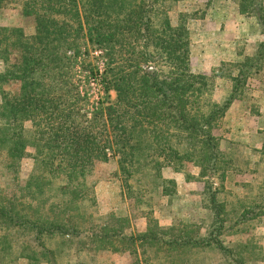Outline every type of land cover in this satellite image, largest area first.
I'll return each instance as SVG.
<instances>
[{
  "label": "trees",
  "instance_id": "obj_1",
  "mask_svg": "<svg viewBox=\"0 0 264 264\" xmlns=\"http://www.w3.org/2000/svg\"><path fill=\"white\" fill-rule=\"evenodd\" d=\"M167 2L25 0L21 14L33 17V33L0 25V158L14 174V160L30 148L36 152L23 186L17 183L11 196L0 186V229L22 234L35 248L32 255H23L28 264H59L65 253L105 249L139 253L143 264H152L150 249L163 257L157 264H192L190 255L207 250L217 252L222 264H245L244 250L252 261L250 238L242 244L224 240L226 230L239 221L226 227L225 205L217 193L238 161L219 149L220 137L213 131L247 78L260 69L264 42L255 59L227 66L228 73L236 72L230 76L231 93L204 111L200 98L210 81L191 71L188 29L170 24ZM237 5L240 13L256 19L264 36V0H237ZM85 45L105 52V90L116 95L114 101L108 96L101 100L91 117L71 78L73 59ZM149 62L156 67L144 68ZM14 84V93L5 92L4 86ZM259 152L264 163V144ZM111 158H116L123 197L148 208L145 230L136 234L125 233L126 216L94 217L86 211L88 202V207L95 204L86 169ZM184 161L199 168L202 202L211 220L161 226L152 215L159 203L151 205L141 182H149L159 198L172 197L176 182L161 170H179ZM210 175L219 181L214 189ZM246 210L244 206L241 216L250 212ZM47 239H56L54 246Z\"/></svg>",
  "mask_w": 264,
  "mask_h": 264
},
{
  "label": "rangeland",
  "instance_id": "obj_2",
  "mask_svg": "<svg viewBox=\"0 0 264 264\" xmlns=\"http://www.w3.org/2000/svg\"><path fill=\"white\" fill-rule=\"evenodd\" d=\"M25 0H0V25H12L22 27L26 34H32L34 29L33 17L24 16L21 14L22 6ZM192 0H168L166 3L167 15L172 26H177L181 23L188 29V37L191 42L192 36V19L197 16L199 11H191V6H196L197 3H191ZM245 15V14H244ZM247 17V29L251 32L260 31L257 21L254 17L245 15ZM171 19L173 22H171ZM257 31V32H258ZM190 47V46H189ZM74 52V51H73ZM72 51L68 52V55L73 54ZM159 60V59H158ZM190 60V56H189ZM160 61V60H159ZM163 61V60H162ZM157 64H161V62ZM0 61V69L3 68ZM71 78L74 85L78 88L80 97L82 98L81 105H84L87 112V116L91 117L93 113L98 111L101 106L100 101L108 96V100H115V92L111 89L108 93L105 90V73L108 66V57L103 49L97 48L91 45L81 46L78 55H76L72 62ZM144 68L147 70L156 67L153 62L144 63ZM150 66V67H148ZM155 66V67H154ZM223 66V65H220ZM218 66V68H220ZM162 70L167 68L162 65ZM191 71L195 74L198 69L190 67ZM204 75V74H202ZM217 75V74H216ZM225 75V73H224ZM223 75V76H224ZM210 81L209 88L205 90L200 98L202 104V110L208 109V103L217 102V98H220L221 91L224 88H229L231 83L220 81L215 77V74L204 75ZM18 84L12 86H4L5 92L12 94L16 91ZM245 90V89H243ZM224 93V92H223ZM222 118L219 122L218 131L214 130V134L220 137L219 149L227 154V158H232L235 161L241 163L246 158L256 159V150L250 151L242 144L231 145L230 139L224 137V130H227V126L230 124L228 117ZM28 126V125H27ZM242 141V140H239ZM36 152L33 149H28L27 155L23 158L14 160L15 173L7 171L4 167L2 159L0 158V186L4 188V193L7 196H11L18 183L19 186H23L27 177L33 169V156ZM261 156L259 153L257 154ZM247 162V159H246ZM247 167L249 163L247 162ZM179 170L174 169L172 166L162 167L161 174L165 177L172 178L176 182V194L172 197L159 198L157 190H151V185L146 180L141 182V185L149 190L151 195V205L159 203V205L152 207L154 218H157L161 226H168L171 222H197V221H210L211 214L206 203L202 202L205 198V192H203L204 180L198 177L199 168L189 161L182 162ZM220 172V171H219ZM212 174V173H211ZM14 175L17 176L16 181ZM212 176V177H211ZM140 177V174L138 175ZM86 182L95 196V204L93 206H86V211L92 213L94 217L104 216L110 213L116 216H126L128 225L124 229L127 235L136 234L140 231L142 221L146 222V208L143 205L136 204L132 199H126L122 195V182L118 173V165L116 158H111L107 162L95 161V163L86 169L85 174ZM225 181V180H224ZM132 180L129 181V183ZM133 183V182H132ZM131 183V184H132ZM209 183L212 189L218 186V179L215 175H210ZM13 184V185H12ZM218 201L223 202L225 205L224 218L226 221V227L231 226L235 220L239 221L236 227H232L230 231L226 230L228 235L224 236V240L230 242V244L238 243L242 244L250 238L251 244L254 246L252 252V261H248V251L244 250L243 255L247 260L245 264H264V180H251L238 186L236 191H225V186L217 193ZM247 207L250 212H246L241 216L243 208ZM145 217V220L142 219ZM239 231H236V229ZM229 229V228H228ZM50 240V239H49ZM49 246H54V242H50ZM35 248L29 247L27 239L20 233L14 230L0 229V264H28V260L23 255H32ZM138 249L137 252H140ZM149 254V261L152 264H157L158 258L151 250ZM129 251L120 249L118 251L101 250L95 251H81L76 254H63L59 259V264H73V262H79L80 264H109L111 259L109 258L114 253H122ZM110 255L109 257L105 255ZM242 254V253H241ZM137 257L133 261V264H143L141 254H130ZM262 256V259H260ZM23 257V258H22ZM192 264H222L220 255L212 250L199 251L189 256ZM33 264V263H32ZM111 264V263H110ZM144 264H148L145 263ZM151 264V263H149Z\"/></svg>",
  "mask_w": 264,
  "mask_h": 264
},
{
  "label": "crops",
  "instance_id": "obj_3",
  "mask_svg": "<svg viewBox=\"0 0 264 264\" xmlns=\"http://www.w3.org/2000/svg\"><path fill=\"white\" fill-rule=\"evenodd\" d=\"M193 2L197 5H189L191 11L199 12L192 19L194 21L191 30L190 67L197 68L196 73L215 74L220 81L231 83L230 76H234L236 72L233 70L228 73L227 66L234 65L245 57L255 59L264 42V36L258 30L251 32L246 28L247 17L239 12L237 0H192L191 3ZM258 64L260 69L247 78L246 84L224 115L230 122L223 134L230 139L229 144L240 143L250 151H257L256 159L246 158L249 167L244 159L242 167L238 162V165L233 164L226 172L223 184L225 191L229 190L230 193L245 182L264 180V163L261 156L257 155L264 144V56L259 59ZM231 88L232 83L229 88L221 91L217 102H222L224 97L231 93ZM142 219L145 220V217ZM141 225L140 231L145 230L146 222L142 221ZM109 258L111 264H133L137 259L134 257L132 261L133 256L128 252L114 253Z\"/></svg>",
  "mask_w": 264,
  "mask_h": 264
}]
</instances>
